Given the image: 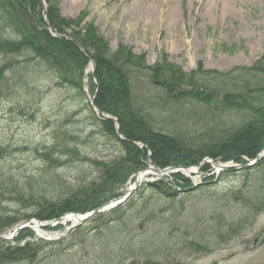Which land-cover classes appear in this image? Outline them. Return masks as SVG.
Here are the masks:
<instances>
[{
    "label": "rangeland",
    "instance_id": "rangeland-1",
    "mask_svg": "<svg viewBox=\"0 0 264 264\" xmlns=\"http://www.w3.org/2000/svg\"><path fill=\"white\" fill-rule=\"evenodd\" d=\"M42 2L48 24V3ZM55 6L65 18L78 19L84 13L83 23H92L111 49L123 45L144 54L151 71L130 69L136 106L151 114L156 129L178 133L188 147L222 142L256 116L252 106L264 110V90L253 93L251 107L244 106L234 97L243 76L232 75L239 78L233 80L222 74L250 66L264 52V0H56ZM69 33L71 29L56 32L64 39ZM162 55H167L165 66L174 75H186L180 81L183 88L172 90L173 76L166 75L167 69L157 70ZM199 63L210 74L198 73L191 83L187 76ZM70 66V73L76 71L72 62ZM92 73L90 61L82 76L75 73L88 102ZM198 93L209 98L198 99ZM230 93L233 103L228 104L225 95ZM86 103L75 89L55 84L40 66L20 63L3 74L0 144L19 150L0 157V176L7 186L1 213L21 224L36 211L30 205L34 200L67 195L98 175L94 160L108 162L122 154L121 145L105 135ZM257 155L244 154L242 164ZM148 157L137 171L147 168ZM203 158L216 165L239 164ZM207 164L190 168L188 176L178 172L200 185L189 192L174 193L172 174H147L113 208L117 210H106L75 228L71 221L60 220L53 227L26 229L23 235L21 229L9 242L0 240V249L33 244L38 256L17 264H264V161L230 173ZM176 165L181 164L169 166ZM149 166L158 167L151 161ZM133 173L125 192L133 187ZM148 181H163L164 187H148ZM27 219L32 226L40 220ZM7 232L12 231L2 235L7 237Z\"/></svg>",
    "mask_w": 264,
    "mask_h": 264
},
{
    "label": "trees",
    "instance_id": "trees-1",
    "mask_svg": "<svg viewBox=\"0 0 264 264\" xmlns=\"http://www.w3.org/2000/svg\"><path fill=\"white\" fill-rule=\"evenodd\" d=\"M45 1L48 3L47 12H45L48 24L42 18L43 3L41 0H0V80L5 72L11 71L20 63L24 66L36 65L44 68L55 84L71 87L87 100L85 104L87 109L105 135L112 137L121 145L122 154L108 162L94 160L93 162L99 168L98 175L79 188H74L67 195L60 193L53 196L52 200H46L44 197L42 201L34 200L30 205H33L36 211L27 215L26 219L36 217L44 221L52 220L67 212L84 213L99 207L107 199L122 193L120 187L129 175L142 167L147 156L154 165L160 168L171 164L196 165L204 156L220 158L223 161L234 159L242 163L244 160L241 156L245 154L254 157L263 147L264 110L253 108L251 99H253V93L264 90V52L250 66L222 72L227 76H243L241 91L235 93L234 97H237L239 104L257 109L253 110L256 116L251 118L246 126L230 133L222 141L224 143L218 142L211 146L193 149L185 144L178 133L168 134L156 129L151 114L144 113L136 106L130 69L135 67L140 70H150L144 60V54L136 55L130 48L123 45L111 49L108 40L92 23H83L84 13H81L78 19L61 17L55 6L56 0ZM47 26H50V30ZM64 29H71L68 38H56L52 35L54 32L63 33ZM76 42L81 45L83 51L77 47ZM18 57H22V60L20 61ZM167 58V55L160 57L158 64H163L157 70L167 69L166 75L173 76L175 86L172 90L175 87L183 88L180 81L186 75L179 71L178 76L174 75V72L165 66ZM89 61L95 63V71L92 76H89L90 86L88 88L90 95H95L94 106L104 114L116 118L120 126V134L125 139L118 137L116 123L113 120L97 115L93 111L84 95L81 81L76 79L75 73L82 76ZM70 62L76 70L71 73ZM198 73L203 77L210 74L209 71L203 70L199 63L197 70L187 76L191 83L194 78H199L196 76ZM232 79L239 78L232 76ZM190 87L187 91L192 90V85ZM199 94L198 99L209 98L206 94L202 97ZM227 96L230 97L228 104L233 103L232 94L225 95ZM137 143L144 144L145 147L140 148ZM7 145L0 144V157H4L8 152L13 153L19 150L18 147L9 148ZM41 155L45 157V153ZM126 162L129 166L124 165ZM225 172L230 173L233 170ZM172 177L176 183L174 193L176 189L189 192L196 188L187 177L180 173L172 174ZM146 186L162 190L164 182L146 183ZM6 187L5 178L0 176V200L4 198L3 190ZM11 192L17 194L15 197L23 198L18 191L12 190ZM101 216L103 215L98 214L94 219ZM19 221L15 216H6L5 213L0 212V231ZM25 231L26 228L21 231L20 235H23ZM35 249L30 242L22 246L7 245L0 249V264H17L23 260L33 259L39 254V251H34ZM31 250L33 252L28 254Z\"/></svg>",
    "mask_w": 264,
    "mask_h": 264
},
{
    "label": "water",
    "instance_id": "water-1",
    "mask_svg": "<svg viewBox=\"0 0 264 264\" xmlns=\"http://www.w3.org/2000/svg\"><path fill=\"white\" fill-rule=\"evenodd\" d=\"M46 20V19H45ZM59 36V35H58ZM76 45L80 48V45L78 44V43H76ZM92 65V68H93V71H94V64H91ZM97 112H99L98 110H97ZM264 157V153H259L258 155H257V157L252 161V162H248V163H246V164H238V165H236V164H234V165H216L214 162H213V165H214V168L216 169V167H219V170L220 171H223V170H229V169H236V170H238V169H246V168H248L249 166H252V165H254V164H256V163H258L262 158ZM206 161H203V163H205ZM174 167H169V168H166V169H163V170H160V169H154V171L156 172V173H158V174H160V173H162V174H160V175H163V174H166L167 172H171L172 171V169H173ZM178 168H182V169H186V167H184V166H179ZM138 185V182L135 180V186H137ZM131 192V190L128 192V193H130ZM119 200H121V198H113V199H110V200H108V201H106L101 207H99V208H97V209H95V210H93L92 212H89V213H87V214H85V215H83V216H81V217H78V215H76V214H74V216H76L77 218H79V221L76 223V225H80V224H82L83 222H85L86 220H88V219H90L91 217H93L94 215H96L97 213H99V212H102L103 210H105L106 208H108V207H112V206H114V205H116V204H118L120 201ZM58 220H61V218H59ZM24 225L25 224H20V225H18V226H16L14 229H13V232H12V234H11V236L10 237H4V236H2V235H0V239H11L16 233H18L19 232V230L22 228V227H24ZM53 224L52 223H45V224H42L41 223V226H47V227H50V226H52Z\"/></svg>",
    "mask_w": 264,
    "mask_h": 264
},
{
    "label": "bare ground",
    "instance_id": "bare-ground-1",
    "mask_svg": "<svg viewBox=\"0 0 264 264\" xmlns=\"http://www.w3.org/2000/svg\"><path fill=\"white\" fill-rule=\"evenodd\" d=\"M49 28H50V26H49ZM94 96L95 95H92L91 96V100H90V104L92 105V106H94ZM95 107V106H94ZM192 168H194V167H192ZM173 170V169H172ZM183 170V172L187 175V174H191V172H190V169H188V168H186V169H182ZM219 170V167H216V171H218ZM147 173H154V171H152V170H150V169H147V170H145L143 173H139L138 175H137V178H136V181L138 180V181H141L143 178H144V176L147 174ZM183 173V174H184ZM158 174V173H157ZM160 174H162V173H160ZM184 174V175H185ZM188 176V175H187ZM137 181V182H138ZM62 220L63 221H71V222H78L79 221V218H77L76 216H73V215H69V216H65L64 218H62ZM38 224V226H41V224L38 222L37 223ZM38 226H36L35 225V227H34V229L36 228H38ZM6 234V233H5ZM9 234H11V233H9Z\"/></svg>",
    "mask_w": 264,
    "mask_h": 264
}]
</instances>
